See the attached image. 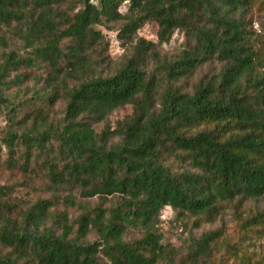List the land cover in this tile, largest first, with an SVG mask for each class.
I'll return each instance as SVG.
<instances>
[{
    "label": "trees",
    "instance_id": "obj_1",
    "mask_svg": "<svg viewBox=\"0 0 264 264\" xmlns=\"http://www.w3.org/2000/svg\"><path fill=\"white\" fill-rule=\"evenodd\" d=\"M257 5L264 0H0V44L17 38L25 49L0 61V114L9 109L11 124L19 102L7 91L21 89L22 69L50 67L48 86L26 100L30 124L7 130L4 144L27 165L42 162L48 189L67 192L38 201L21 223L0 215V264H225L215 256L221 231L193 240L184 256L165 244L158 226L167 207L201 228L236 202L242 240L263 235L264 208L239 210L264 200V40L247 28ZM108 22H124L117 36L135 45L103 76L91 53ZM147 23L158 26V42L138 37ZM178 30L185 48L162 54ZM214 62L217 76L184 87ZM59 100L63 117L49 122L38 105ZM126 106L133 113L116 130L94 128ZM58 203L81 213L70 222L52 212Z\"/></svg>",
    "mask_w": 264,
    "mask_h": 264
},
{
    "label": "rangeland",
    "instance_id": "obj_2",
    "mask_svg": "<svg viewBox=\"0 0 264 264\" xmlns=\"http://www.w3.org/2000/svg\"><path fill=\"white\" fill-rule=\"evenodd\" d=\"M122 12H126L125 7L122 9ZM247 20H249L247 28L252 30L258 40H264V5L254 7L249 13ZM123 24L124 22H108L105 28H101L104 39L91 53L94 69H97L103 76L115 73L132 54L135 43L126 42L117 36V30ZM157 33L158 26L155 23H147L139 31L138 37L158 42ZM186 42L184 33L178 30L171 41L163 45L161 52L168 57H172L185 48ZM11 50H16L21 55L25 51L22 42L17 38L7 43L6 46L0 44V61L3 52H10ZM61 68L65 70V65ZM221 68L222 65L217 62L204 65L193 78L183 82L184 87L191 88L201 79L217 76ZM49 72L50 67L47 65L41 68L24 67L20 72L21 75H25L21 89L13 87L7 91V95L15 97V103L19 102V105L15 107L17 110L16 120L12 124L9 122V109L4 110L0 114V186L5 188L4 194L0 196V215L8 216L12 221L17 220L19 223L23 220L24 212L38 201L43 199L53 200L57 197H60L59 200H62L67 195V192L55 193L48 189L47 185L49 181L46 176L45 167L41 161H32L27 165L21 159L20 151L16 155L10 154L4 144L7 130L13 129L15 132L22 133L26 130V126L30 124L31 121L25 119L26 112L28 111L26 109V100L32 97L35 88H46L48 86ZM262 72L264 73V68ZM38 106L47 110L49 122L58 123L61 121L65 108L63 100H59L51 107ZM132 113V106L118 109L108 120L94 125V128L98 132H101L106 126L111 130H116L118 122L123 121L124 118L132 115ZM186 167L187 164L174 162V168L178 171L179 168ZM112 200L109 198L104 203V207L110 206ZM83 202H90L91 205H95L100 203V200L98 198L83 199ZM236 205V202L230 206L224 205L225 207L219 219L215 223L205 224L201 228L196 227L194 218L188 219L187 217L178 216L172 208H165L161 213L160 224L158 226L160 232L164 235V243L174 246L179 251L180 256H184L188 252L193 240L199 239L206 232L221 231L222 237L215 252L218 260H221L223 256L225 264H240L244 256H246L252 258L253 262L261 261L264 264V233L263 235L251 234L247 239L242 240L243 235H241L237 225V218L235 217ZM263 208L264 200H250L244 202L239 210L243 216H247L250 212ZM52 212L55 214L67 213L70 222L76 220L81 213L78 208L59 203L52 209ZM229 247H234L235 249L227 250ZM6 252L7 250L0 245V254H5Z\"/></svg>",
    "mask_w": 264,
    "mask_h": 264
}]
</instances>
